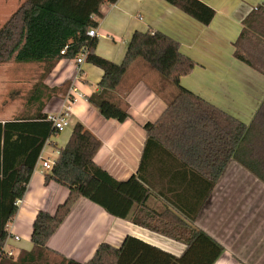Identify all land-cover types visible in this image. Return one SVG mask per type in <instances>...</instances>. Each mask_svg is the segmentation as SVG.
<instances>
[{
	"label": "crops",
	"instance_id": "obj_1",
	"mask_svg": "<svg viewBox=\"0 0 264 264\" xmlns=\"http://www.w3.org/2000/svg\"><path fill=\"white\" fill-rule=\"evenodd\" d=\"M201 1L215 10L206 25L165 0H117L100 7L103 17L91 49L95 56L121 65L134 35L148 32L156 36V44L170 49L172 55L176 50L192 62L188 72L178 73L177 66H173L176 69L168 73L170 77L163 78L145 59L131 60L119 84L105 92L107 98L127 108L129 117L124 121L104 118L88 102L87 97L98 90L103 73L101 67L86 61L88 50L79 68L74 59H62L47 74L44 83L57 90L43 111L48 115L66 111L69 127L46 141L16 214L6 225V253L16 257L20 250L31 249L32 222L37 211L53 213L66 198L65 186L44 182L47 169L42 162L54 161L75 122L82 123L101 141L94 161L117 180H124L137 170L147 137L143 125L150 122L165 146L214 180L195 220L199 229L223 246L212 264H264V182L232 159L235 141L216 123L228 126L225 118L229 117L248 125L264 98V75L233 56V42L243 18L264 0ZM164 66L160 63L158 67L164 70ZM212 114L220 121L215 122ZM5 120L8 118L0 116V122ZM47 146L52 147L49 152ZM170 164L166 159L160 172L153 169L148 174L153 194L146 203L158 211L169 206L167 200L193 208L198 192L194 194L192 190L188 194V189L184 190L185 197L183 177L167 172ZM1 178L0 171V182ZM169 186H174V190L169 191ZM128 235L144 245L134 242L123 249L121 264H172L169 255L179 257L186 248L180 241L110 214L84 197L70 208L47 246L65 257L85 262L100 243L120 248Z\"/></svg>",
	"mask_w": 264,
	"mask_h": 264
},
{
	"label": "trees",
	"instance_id": "obj_2",
	"mask_svg": "<svg viewBox=\"0 0 264 264\" xmlns=\"http://www.w3.org/2000/svg\"><path fill=\"white\" fill-rule=\"evenodd\" d=\"M19 1L17 8L0 25V64L42 63L44 68L25 97L28 114L0 122V264H121L123 249L134 242L144 245L129 235L120 248L100 243L85 262L50 249L47 246L49 238L79 197L96 203L112 215L127 218L136 225L184 243L186 248L181 256L169 255L172 264H212L222 253L223 246L199 229L195 220L214 187V180L189 166L165 146L152 131L150 122L143 125L147 137L137 170L124 180L115 179L94 161L101 141L82 123L75 122L67 142L59 147L51 168L44 172L45 183L55 181L68 189L66 198L53 213L37 211L32 222L31 249L20 250L16 257L4 251L8 236L6 225L16 214L18 201L24 196L46 141L58 133L49 115L43 111L57 90L49 88L44 79L58 61L74 59L82 49H87L86 61L93 62L103 71L97 83L98 90L87 100L104 118L118 121L129 117L127 108L107 98L105 92L119 84L123 71L135 57L145 59L163 78H169L168 73L176 68L178 73H186L192 67L187 57L176 50L172 55L170 49L167 51L165 46L156 44V36L148 32L134 35L121 65L95 56L91 49L97 36H90L88 30L96 28L103 17L100 7L117 0ZM165 1L205 25L215 15L214 8L201 0ZM241 23V30L233 42V56L264 75V4L252 8ZM160 63L166 65L164 70L158 67ZM173 66L177 67L173 69ZM68 85L66 82V87ZM211 118L215 122L218 120L213 114ZM225 120H228V126L216 123L235 141L230 153L232 159L264 182V98L248 125L229 117ZM166 159L171 162L167 172L183 177L185 189L182 192L187 189L188 194L192 190L194 194L198 192L193 208H183L167 200L169 206H166L178 210L179 214L168 207L158 211L146 203L153 194L149 175L153 169L160 172ZM174 188L169 186L168 190Z\"/></svg>",
	"mask_w": 264,
	"mask_h": 264
},
{
	"label": "rangeland",
	"instance_id": "obj_3",
	"mask_svg": "<svg viewBox=\"0 0 264 264\" xmlns=\"http://www.w3.org/2000/svg\"><path fill=\"white\" fill-rule=\"evenodd\" d=\"M19 2V0H0V25L17 8ZM43 68L42 63H29L22 66L14 62L0 64V116L11 119L17 115L28 114L25 97ZM4 78H8V81ZM51 149L50 146L46 147L48 152ZM53 156H55L54 153Z\"/></svg>",
	"mask_w": 264,
	"mask_h": 264
},
{
	"label": "built area",
	"instance_id": "obj_4",
	"mask_svg": "<svg viewBox=\"0 0 264 264\" xmlns=\"http://www.w3.org/2000/svg\"><path fill=\"white\" fill-rule=\"evenodd\" d=\"M88 34L90 36L96 35V28H91L88 30ZM63 52V51H62ZM87 49H82V51L74 58V61L76 62L78 68L84 61V55L86 54ZM80 71V69H78ZM49 119H51L54 123V127L56 131L60 132L62 131L67 125H68V118L66 111L58 114V115H49ZM53 161L50 160H44L42 162V166L44 169H50ZM15 238H18V236H15ZM8 254V253H7Z\"/></svg>",
	"mask_w": 264,
	"mask_h": 264
}]
</instances>
